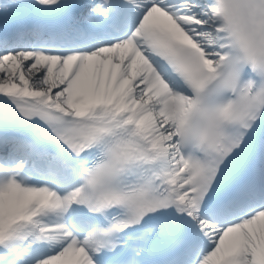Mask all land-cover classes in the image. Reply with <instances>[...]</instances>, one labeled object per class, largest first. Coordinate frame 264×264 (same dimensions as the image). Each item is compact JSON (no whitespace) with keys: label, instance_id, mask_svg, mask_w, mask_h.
Wrapping results in <instances>:
<instances>
[{"label":"snow or ice","instance_id":"1","mask_svg":"<svg viewBox=\"0 0 264 264\" xmlns=\"http://www.w3.org/2000/svg\"><path fill=\"white\" fill-rule=\"evenodd\" d=\"M0 264H264V0H0Z\"/></svg>","mask_w":264,"mask_h":264}]
</instances>
